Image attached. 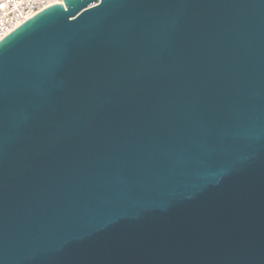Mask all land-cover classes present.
<instances>
[{
    "label": "water",
    "instance_id": "obj_1",
    "mask_svg": "<svg viewBox=\"0 0 264 264\" xmlns=\"http://www.w3.org/2000/svg\"><path fill=\"white\" fill-rule=\"evenodd\" d=\"M0 264H264V0H58L0 39Z\"/></svg>",
    "mask_w": 264,
    "mask_h": 264
},
{
    "label": "built area",
    "instance_id": "obj_2",
    "mask_svg": "<svg viewBox=\"0 0 264 264\" xmlns=\"http://www.w3.org/2000/svg\"><path fill=\"white\" fill-rule=\"evenodd\" d=\"M58 0H0V39Z\"/></svg>",
    "mask_w": 264,
    "mask_h": 264
}]
</instances>
